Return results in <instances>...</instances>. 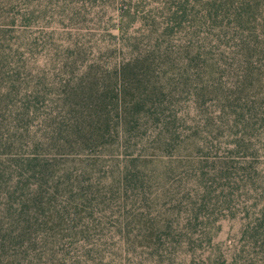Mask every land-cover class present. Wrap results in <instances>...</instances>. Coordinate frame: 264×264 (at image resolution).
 <instances>
[{
  "label": "trees",
  "instance_id": "trees-1",
  "mask_svg": "<svg viewBox=\"0 0 264 264\" xmlns=\"http://www.w3.org/2000/svg\"><path fill=\"white\" fill-rule=\"evenodd\" d=\"M0 264H264V0H0Z\"/></svg>",
  "mask_w": 264,
  "mask_h": 264
},
{
  "label": "rangeland",
  "instance_id": "rangeland-1",
  "mask_svg": "<svg viewBox=\"0 0 264 264\" xmlns=\"http://www.w3.org/2000/svg\"><path fill=\"white\" fill-rule=\"evenodd\" d=\"M106 169V168H105ZM243 227V222L237 219H227L222 222V230L219 233L217 240L224 241V243L231 242L235 239L233 243V251L235 250V246H238V239L241 235V228Z\"/></svg>",
  "mask_w": 264,
  "mask_h": 264
}]
</instances>
